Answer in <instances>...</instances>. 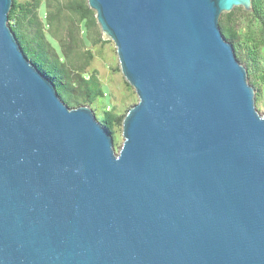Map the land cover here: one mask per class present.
<instances>
[{
    "label": "water",
    "instance_id": "1",
    "mask_svg": "<svg viewBox=\"0 0 264 264\" xmlns=\"http://www.w3.org/2000/svg\"><path fill=\"white\" fill-rule=\"evenodd\" d=\"M139 98L120 153L0 0V264H264V115L220 18L252 0H87Z\"/></svg>",
    "mask_w": 264,
    "mask_h": 264
},
{
    "label": "rangeland",
    "instance_id": "2",
    "mask_svg": "<svg viewBox=\"0 0 264 264\" xmlns=\"http://www.w3.org/2000/svg\"><path fill=\"white\" fill-rule=\"evenodd\" d=\"M19 1L25 2V0ZM259 1L263 19L254 13L253 9L247 11L243 7H236L230 13H223L220 22L226 20V15H231L228 21L230 27L237 32L238 37L236 41L231 43L234 46L238 61L248 72V82L255 92L256 110L264 115V40L262 36L264 0ZM68 2L69 0H39V6L36 9L37 19L44 26L48 16L53 18L52 25L50 27L44 26V29L52 35L55 41L67 36L68 27L72 20L78 21V15L67 10ZM83 25L84 23H78L77 37L83 39L84 42L83 44L79 42L73 47L68 62L79 68L82 67L85 72L96 76L105 93L104 97L98 98L95 103L81 104L80 106H89L99 122L104 119L107 111L115 116L125 117L128 111L138 103L139 98L135 89L122 74L117 48L112 40L104 38L97 22L96 25L90 24L87 30L84 29ZM236 45H238L237 49ZM122 131L123 122L115 126L112 135L117 154L120 153L124 142Z\"/></svg>",
    "mask_w": 264,
    "mask_h": 264
},
{
    "label": "trees",
    "instance_id": "3",
    "mask_svg": "<svg viewBox=\"0 0 264 264\" xmlns=\"http://www.w3.org/2000/svg\"><path fill=\"white\" fill-rule=\"evenodd\" d=\"M252 2L254 13L262 18L260 1L252 0ZM38 6L39 0H25L24 3L13 0L9 14V26L15 33L24 53L54 83L60 98L67 105L78 107L81 104L95 103L98 98L104 97L105 93L99 80L93 74L85 72L84 68L68 62L73 47L79 42L82 44L84 42L83 39L77 37L78 23H84L85 30L90 24L96 25L95 12L89 8L86 0H69L66 8L70 13L78 15V21L72 20L67 36L55 41L52 35L44 29V26L52 25L53 18L48 16L43 26V23L37 19ZM230 16V14L226 15V20L220 22V27L226 39L233 43L238 37L237 32L230 27L228 21ZM262 36L264 40V30ZM237 48L238 45H236ZM123 119L124 117L115 116L107 111L100 123L113 135L115 126L121 124Z\"/></svg>",
    "mask_w": 264,
    "mask_h": 264
}]
</instances>
